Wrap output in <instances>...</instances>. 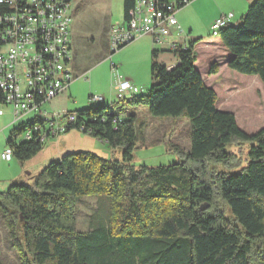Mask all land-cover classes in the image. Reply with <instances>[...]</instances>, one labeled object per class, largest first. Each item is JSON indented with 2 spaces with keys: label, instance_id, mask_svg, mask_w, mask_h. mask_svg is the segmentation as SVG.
<instances>
[{
  "label": "trees",
  "instance_id": "trees-1",
  "mask_svg": "<svg viewBox=\"0 0 264 264\" xmlns=\"http://www.w3.org/2000/svg\"><path fill=\"white\" fill-rule=\"evenodd\" d=\"M134 9L135 0H124L125 23L133 20ZM213 36L230 55L228 68L258 77L264 90V0L252 3L240 26L232 24ZM199 43L191 40L187 49L172 52L173 68L160 65L159 52L153 51L154 83L148 94L129 101L133 107L147 106L156 118L189 120L190 150L173 146L184 161L133 166L137 116L122 108L103 104L68 114L77 120L67 133L84 127L83 134L121 148L123 160L68 154L45 167L32 186L14 184L0 194L2 223L19 264H264V129L248 135L235 114L218 109L217 93L196 68ZM218 73L214 63L209 75ZM30 126L13 128L7 140L20 163L34 159L46 145L17 142ZM236 141L257 143L248 166L239 174L207 179L204 162L231 167L234 155L227 148ZM101 195L109 197L107 222L78 232L77 201ZM217 199L236 224L220 212Z\"/></svg>",
  "mask_w": 264,
  "mask_h": 264
},
{
  "label": "rangeland",
  "instance_id": "rangeland-1",
  "mask_svg": "<svg viewBox=\"0 0 264 264\" xmlns=\"http://www.w3.org/2000/svg\"><path fill=\"white\" fill-rule=\"evenodd\" d=\"M255 0H197L177 14V19L186 33L190 43L193 37L200 39L195 47L196 68L204 76L207 85L213 87L218 96V109L235 114L239 128L253 135L264 129V90L258 77L248 76L225 68L228 56L217 37L211 35V23L217 16L234 14V27L240 26L249 7ZM124 0H75L74 23L71 31L73 62L70 70L73 82L70 89L46 106L47 116L53 118L90 108H99L101 104H91L90 96H103L105 106L114 111L122 108L126 115L137 116L138 149L135 151L133 166L159 167L184 161L173 146H179L185 153L191 148V127L186 118H156L149 114L148 107H133L131 94L125 100L116 97L115 79L112 75V62L108 59L110 51V34L116 25L124 21ZM145 37L127 45L113 56L119 65L120 75L140 87L137 96L148 94L154 80L151 73L152 54L147 52ZM162 46H157L161 48ZM217 55V57H216ZM214 56V57H213ZM218 60L224 67L218 76L209 75L213 61ZM169 63L171 61L168 60ZM219 64V63H218ZM229 70V71H228ZM6 116L0 121V194L8 191L12 185L32 186L34 179L50 163L60 161L72 153L91 152L103 159L123 160L122 149H111L100 141L77 130L50 139L38 156L31 163H20L16 158L8 163L2 159L7 149L10 132L16 126H10L9 110L2 107ZM64 120L61 122L64 123ZM9 122V123H8ZM143 131V132H142ZM143 133V135H142ZM23 141L19 138L17 142ZM256 142L236 141L227 148L234 155L231 167L221 163L205 161L207 179L213 180L215 174H239L248 166L249 152ZM63 153L62 158H59ZM44 165V166H43ZM46 165V166H45ZM199 166V165H198ZM40 168L34 177L32 169ZM36 168V169H37ZM37 171V170H36ZM218 209L224 217L236 224L229 208L216 200ZM110 212L109 197L105 195L81 198L77 201V231L87 233L104 225ZM0 250L3 264H19L18 257L10 248L7 232L2 223L0 212Z\"/></svg>",
  "mask_w": 264,
  "mask_h": 264
},
{
  "label": "built area",
  "instance_id": "built-area-1",
  "mask_svg": "<svg viewBox=\"0 0 264 264\" xmlns=\"http://www.w3.org/2000/svg\"><path fill=\"white\" fill-rule=\"evenodd\" d=\"M197 0H135L134 18L113 27L108 59L112 62L117 99L137 96L141 89L119 73L113 56L122 47L149 37L155 47L170 45V51L187 49L186 33L177 14ZM75 0H0V109L8 108L10 126L30 125L24 141L47 143L67 133L76 115L49 118L46 106L70 89L73 73L71 31ZM234 14L217 18L211 32L233 23ZM170 39L176 42L169 43ZM103 96H90V102L103 103ZM0 110V119L5 117ZM64 120V123L61 120ZM42 122V124H41ZM35 123V125H32ZM82 127L80 132L83 133ZM14 151L7 147L2 159L12 162Z\"/></svg>",
  "mask_w": 264,
  "mask_h": 264
},
{
  "label": "crops",
  "instance_id": "crops-1",
  "mask_svg": "<svg viewBox=\"0 0 264 264\" xmlns=\"http://www.w3.org/2000/svg\"><path fill=\"white\" fill-rule=\"evenodd\" d=\"M235 16V15H234ZM221 17V16H220ZM217 18H219V16H217L216 18H215V20L217 19ZM235 19H236V17H235ZM234 19V20H235ZM214 20V21H215ZM213 21V22H214ZM212 22V23H213ZM212 23H211V25H212ZM145 39V38H144ZM147 39V52H148V54H152L153 53V51H157V52H159L158 53V56H157V62L160 64V65H162V66H165V67H168V68H173L174 66H176V64H177V58L173 55V53H171V51H170V45L169 44H167L166 46H163V47H161V48H157V47H155L154 46V44H153V41H152V39L151 38H146ZM196 39V37H193V40H195ZM192 40V39H191ZM173 42H176L174 39H170L169 40V43H173ZM227 54V53H226ZM228 55V54H227ZM214 57V56H213ZM216 57H217V55H216ZM168 60L169 61H171V63H169L168 62ZM227 60H229V59H227ZM214 63H219V73H220V70L224 67L220 62H218V60H215V61H213V63H212V65L214 64ZM228 61H227V63H226V65H225V68L227 69L228 68ZM229 71V70H228ZM219 73H218V75H219ZM218 75H216V76H218ZM203 79H204V76H203ZM205 81V80H204ZM209 86V85H208ZM213 88V87H212ZM106 100V99H105ZM4 118V117H3ZM11 119V118H10ZM0 121H1V119H0ZM9 122H11V120L9 121ZM8 122V123H9ZM11 124V123H10ZM103 144V143H102ZM8 147V146H7ZM43 153V152H42ZM63 153H60V156H59V158H62V155ZM29 163H31L30 161H28ZM27 162V163H28ZM44 166V165H43ZM46 166V165H45ZM37 168V167H36ZM32 169L33 171L30 173V176H32V177H34V174H36V172H40V168L38 169ZM43 168H45V167H43ZM37 170V171H36Z\"/></svg>",
  "mask_w": 264,
  "mask_h": 264
},
{
  "label": "bare ground",
  "instance_id": "bare-ground-1",
  "mask_svg": "<svg viewBox=\"0 0 264 264\" xmlns=\"http://www.w3.org/2000/svg\"><path fill=\"white\" fill-rule=\"evenodd\" d=\"M233 23H227V24H224V25H220V29H215L213 30V32H211V35H215L217 34L219 31H221L222 29H225L227 27H229L230 25H232ZM106 101H103V103H92V104H105ZM42 144H47V143H42Z\"/></svg>",
  "mask_w": 264,
  "mask_h": 264
}]
</instances>
